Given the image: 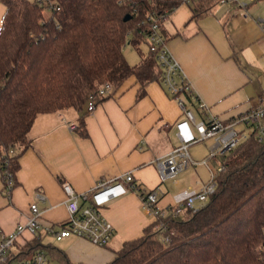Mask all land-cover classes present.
I'll use <instances>...</instances> for the list:
<instances>
[{
  "label": "trees",
  "instance_id": "trees-1",
  "mask_svg": "<svg viewBox=\"0 0 264 264\" xmlns=\"http://www.w3.org/2000/svg\"><path fill=\"white\" fill-rule=\"evenodd\" d=\"M1 2L0 174L3 179V171H11L15 180L26 134L38 114L82 109L88 93L104 83L113 92L131 75L140 85L138 97L146 82L160 80L142 30L154 20L165 41L163 21L185 0H58V11L33 0ZM188 3L196 18L218 1ZM126 14L130 18L124 20ZM127 43L139 53L134 64L124 55ZM186 98L196 111L197 99ZM77 130L86 135L82 116ZM211 164H222L223 170L216 173L206 203L195 211L159 216L141 235L123 241L105 264H264V144L252 131ZM20 243L17 256L43 249L62 264H76L39 235Z\"/></svg>",
  "mask_w": 264,
  "mask_h": 264
},
{
  "label": "crops",
  "instance_id": "crops-1",
  "mask_svg": "<svg viewBox=\"0 0 264 264\" xmlns=\"http://www.w3.org/2000/svg\"><path fill=\"white\" fill-rule=\"evenodd\" d=\"M247 12L244 16L241 8L216 3L209 13L195 18L191 3L183 2L163 21L167 50L204 102L206 113L223 120L264 105V27L257 19L264 14V0H251ZM139 86L131 75L91 112L85 106L68 107L35 117L9 195L0 174V234L26 221L33 201L43 227L64 223L68 212L62 181L77 192H87L100 180H113L130 171L144 187L161 188V207L185 195V189L170 191L173 180L160 181L154 164L177 144L173 123L182 111L160 81L146 82L138 97ZM81 116L86 135L69 128ZM190 172V167L181 171L177 183ZM102 213L114 229L105 245L74 235L59 240L52 237L71 263L105 264L123 241L138 237L154 221L132 191L111 200ZM44 234L50 236L41 228L42 242ZM29 236L25 232L18 241Z\"/></svg>",
  "mask_w": 264,
  "mask_h": 264
},
{
  "label": "built area",
  "instance_id": "built-area-1",
  "mask_svg": "<svg viewBox=\"0 0 264 264\" xmlns=\"http://www.w3.org/2000/svg\"><path fill=\"white\" fill-rule=\"evenodd\" d=\"M33 1L43 6L47 11L60 9L58 0ZM217 1L241 8L243 15H248L247 7L251 0ZM185 2L188 3L190 0H185ZM257 19L264 27V14ZM142 33L146 38L149 51L154 53L160 67V83L168 95L177 101L182 111L181 117L173 123L177 144L167 154L155 159L154 164L159 179L160 181H177L176 177L181 171L199 164L207 167L208 178L204 182L196 181L195 186H186L185 195L165 207L158 204L162 193L161 188L159 186L144 187L134 179L130 171L113 180H100L87 192H77L68 181H62L61 187L65 194V206L68 212L65 222L58 227L49 225L43 227L38 205L34 201L31 202L29 204L30 214L26 221L17 223L9 233L0 234V264H58L43 249H36L26 256H17V248V251H13V247H16L15 244L19 242L18 238L23 233L38 235L41 228H44V231L51 234L56 240L74 235L85 237L100 246L105 245L114 229L103 215L102 209L111 200L128 191L137 193L142 210L154 220L171 212L173 214L180 213L183 209L195 211L207 202L209 195L216 187V173L223 170L222 164L214 166L209 161L228 152L252 131H255L257 140L264 144L263 104L255 105L229 120L208 115L205 111L204 102L198 98L178 62L167 50L165 41L159 32L158 23L153 20L147 30H142ZM111 91V85L104 83L96 93H88L84 105L86 112L93 111L99 101L98 97L106 96ZM186 97L192 100L197 99L196 111L189 106ZM196 112L204 118L196 119ZM69 128L76 129L77 124L70 123ZM207 138L212 139L208 155L202 159L193 158L189 152V147L193 143ZM3 174V188L5 194L9 195L15 184L14 174L8 170L3 171Z\"/></svg>",
  "mask_w": 264,
  "mask_h": 264
},
{
  "label": "rangeland",
  "instance_id": "rangeland-1",
  "mask_svg": "<svg viewBox=\"0 0 264 264\" xmlns=\"http://www.w3.org/2000/svg\"><path fill=\"white\" fill-rule=\"evenodd\" d=\"M4 8H5V6H3V3L0 0V25L2 22V14L4 12ZM140 48L143 52H146L148 50L147 46L144 43L140 44ZM123 51H124V55H125V57L129 63L134 64L139 60V53L131 44L127 43L124 46ZM196 119H199V116L197 114H196ZM247 131H248V129H247ZM211 142H212V139L207 138L205 140L193 143L189 147V152H190L191 156L195 159H202L203 157H206L208 155ZM209 162L211 164V161H209ZM190 169H192L193 172L188 173L186 175L185 179H183L177 183V181H178V176H177L176 177L177 181H175V180L172 181L175 184V185L173 184L175 187L172 185L173 189H171L170 191L184 190L187 188L186 186H188V185H194L195 186V181H194L195 179L201 178L202 180H204V178H206L208 176V169L203 164L191 166ZM52 237L53 236L51 234H50V236L44 234V236H43L44 242L43 243L46 245L58 247V244H60V243ZM58 248H60V247H58ZM13 251H17L16 247H13ZM54 259L58 264H62L58 258L54 257Z\"/></svg>",
  "mask_w": 264,
  "mask_h": 264
},
{
  "label": "water",
  "instance_id": "water-1",
  "mask_svg": "<svg viewBox=\"0 0 264 264\" xmlns=\"http://www.w3.org/2000/svg\"><path fill=\"white\" fill-rule=\"evenodd\" d=\"M128 18H130V15L129 14H126L123 19L124 20H127Z\"/></svg>",
  "mask_w": 264,
  "mask_h": 264
}]
</instances>
